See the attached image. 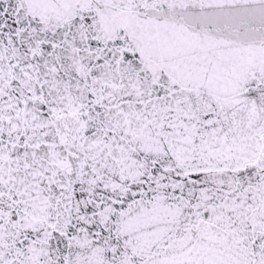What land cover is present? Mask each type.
Instances as JSON below:
<instances>
[{
	"label": "snow or ice",
	"instance_id": "6c2138e0",
	"mask_svg": "<svg viewBox=\"0 0 264 264\" xmlns=\"http://www.w3.org/2000/svg\"><path fill=\"white\" fill-rule=\"evenodd\" d=\"M0 264H264V0H0Z\"/></svg>",
	"mask_w": 264,
	"mask_h": 264
}]
</instances>
